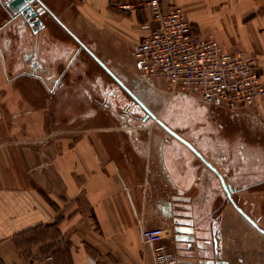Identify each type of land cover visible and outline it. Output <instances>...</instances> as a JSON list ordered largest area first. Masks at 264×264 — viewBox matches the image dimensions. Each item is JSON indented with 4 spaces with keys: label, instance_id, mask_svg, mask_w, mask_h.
<instances>
[{
    "label": "crops",
    "instance_id": "1",
    "mask_svg": "<svg viewBox=\"0 0 264 264\" xmlns=\"http://www.w3.org/2000/svg\"><path fill=\"white\" fill-rule=\"evenodd\" d=\"M4 1L0 264H156L142 237L152 226L165 228L173 264H264L263 240L204 162L241 188L244 210L264 209V99L231 109L142 81L133 47L150 17L145 8L42 0L44 27L34 33ZM159 2L180 6L193 34L255 55L264 84V0ZM79 42L156 118L130 111L128 95Z\"/></svg>",
    "mask_w": 264,
    "mask_h": 264
},
{
    "label": "built area",
    "instance_id": "2",
    "mask_svg": "<svg viewBox=\"0 0 264 264\" xmlns=\"http://www.w3.org/2000/svg\"><path fill=\"white\" fill-rule=\"evenodd\" d=\"M123 9L145 8L149 20L135 43V64L146 82H164L172 91L231 109L255 106L264 99L257 58L241 47L226 50L212 35H195L180 6L162 8L159 0H120ZM165 228L152 226L142 237L152 244L156 264H173L162 242ZM107 264V263H101Z\"/></svg>",
    "mask_w": 264,
    "mask_h": 264
},
{
    "label": "flooded vegetation",
    "instance_id": "3",
    "mask_svg": "<svg viewBox=\"0 0 264 264\" xmlns=\"http://www.w3.org/2000/svg\"><path fill=\"white\" fill-rule=\"evenodd\" d=\"M80 43V48L83 47V49L87 52V54L92 57L96 64L99 65V67L104 70L106 73H109L112 81L116 84V86L120 87L121 89L124 90V92L126 93V95H128V97L130 98V101L127 98V108H130V111L132 112H137V111H141L144 112L142 107H140L137 104V101L134 99V95L132 93L129 92V90L127 89V87H125V85H123L122 81L115 75L113 74L105 65L103 62H101L97 57H95V55H93L91 53V51L82 43ZM144 81V80H142ZM136 103L137 107L134 106L133 103ZM206 104V103H205ZM133 105V106H131ZM126 108V109H127ZM145 115V114H144ZM255 158V160H257L256 156H254V154L251 156V158ZM255 162V161H254ZM257 171V170H256ZM224 183L229 187V191H226L224 189V187L222 186L221 182H219V187L221 190V193L223 195V197L231 204V206L235 209V211L237 212L238 215H240V217L245 221V223L257 234L260 235L261 239L264 242V209L263 208H256L257 206H255V204H252V208L250 211H246L244 210V207L242 205H240L236 198L235 195L238 194L240 192L239 187L233 186L231 184H228L224 181ZM218 244V241L216 239V245ZM259 254H261L263 256V260H264V250L259 252ZM255 255V254H254ZM255 258H253L254 260ZM224 262V261H223ZM226 263V262H225ZM255 264V263H254Z\"/></svg>",
    "mask_w": 264,
    "mask_h": 264
},
{
    "label": "water",
    "instance_id": "4",
    "mask_svg": "<svg viewBox=\"0 0 264 264\" xmlns=\"http://www.w3.org/2000/svg\"><path fill=\"white\" fill-rule=\"evenodd\" d=\"M4 2H5V6L10 10V12L14 16L20 15L34 33L44 27V23L42 22V19L40 18V16L43 15L48 9L42 0H5ZM37 4H38V6L35 7V5H37ZM133 97L137 101V104L140 107H142L143 110L145 111V118L148 116H150L152 118H156L155 114L151 110H149L141 100H139L135 96H133ZM156 120L164 128L171 131L170 128H168L166 125H164L163 122H161L159 119H156ZM173 134H175V133H173ZM176 136L179 137L178 135H176ZM181 140L184 143H186L189 147H191L193 150H195L193 148V146L188 141H186L183 138H181ZM198 155L201 157V155L199 153H198ZM204 162L208 166V168L217 175V178L221 182L224 189L226 191H229V187L224 183L223 177H222L221 173L217 170V168L215 166H213L210 162L206 161L205 159H204ZM187 239H189V237H187ZM214 243L216 245V240H214ZM208 264H227V263H225L223 261L210 260L208 262Z\"/></svg>",
    "mask_w": 264,
    "mask_h": 264
},
{
    "label": "rangeland",
    "instance_id": "5",
    "mask_svg": "<svg viewBox=\"0 0 264 264\" xmlns=\"http://www.w3.org/2000/svg\"><path fill=\"white\" fill-rule=\"evenodd\" d=\"M260 142H261L260 138H258L256 135H254V138H253V146H254V148L258 147V150H260V145H261Z\"/></svg>",
    "mask_w": 264,
    "mask_h": 264
}]
</instances>
